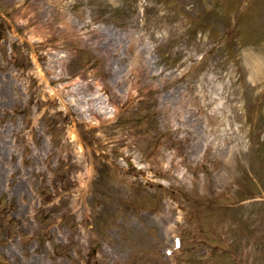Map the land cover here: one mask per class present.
Returning a JSON list of instances; mask_svg holds the SVG:
<instances>
[{
	"label": "rangeland",
	"instance_id": "rangeland-1",
	"mask_svg": "<svg viewBox=\"0 0 264 264\" xmlns=\"http://www.w3.org/2000/svg\"><path fill=\"white\" fill-rule=\"evenodd\" d=\"M0 263L264 264V0H0Z\"/></svg>",
	"mask_w": 264,
	"mask_h": 264
},
{
	"label": "bare ground",
	"instance_id": "bare-ground-1",
	"mask_svg": "<svg viewBox=\"0 0 264 264\" xmlns=\"http://www.w3.org/2000/svg\"><path fill=\"white\" fill-rule=\"evenodd\" d=\"M81 155V154H80Z\"/></svg>",
	"mask_w": 264,
	"mask_h": 264
}]
</instances>
